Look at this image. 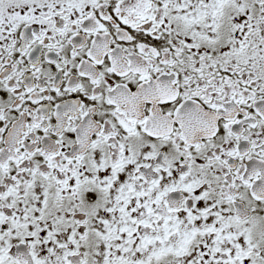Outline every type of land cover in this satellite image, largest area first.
I'll list each match as a JSON object with an SVG mask.
<instances>
[{"label":"snow or ice","instance_id":"obj_1","mask_svg":"<svg viewBox=\"0 0 264 264\" xmlns=\"http://www.w3.org/2000/svg\"><path fill=\"white\" fill-rule=\"evenodd\" d=\"M0 264H264V0H0Z\"/></svg>","mask_w":264,"mask_h":264}]
</instances>
